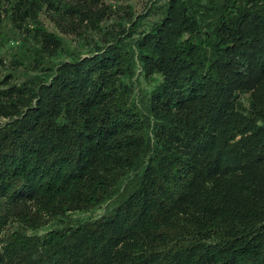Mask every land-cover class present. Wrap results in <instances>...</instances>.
<instances>
[{
	"label": "trees",
	"instance_id": "obj_1",
	"mask_svg": "<svg viewBox=\"0 0 264 264\" xmlns=\"http://www.w3.org/2000/svg\"><path fill=\"white\" fill-rule=\"evenodd\" d=\"M0 2L33 23L0 51V264H264V0L126 3L79 48L39 19L66 0Z\"/></svg>",
	"mask_w": 264,
	"mask_h": 264
},
{
	"label": "rangeland",
	"instance_id": "obj_2",
	"mask_svg": "<svg viewBox=\"0 0 264 264\" xmlns=\"http://www.w3.org/2000/svg\"><path fill=\"white\" fill-rule=\"evenodd\" d=\"M71 3L69 9L64 10L63 13L54 12L51 9H47L45 13H41L40 21L46 27L52 28L57 31L61 36L65 37V40L68 41L71 48H79V42L82 39H85L89 42L91 40H103L106 39V35L102 34L104 31L108 30H118L121 26H128L127 19L129 15L125 13L126 3H130L133 6V11L136 14L145 13V8L148 7L149 0H131L125 2L124 0H66ZM101 3L107 4L110 3L111 8L104 10V6H99ZM83 4V5H81ZM87 6L92 7L96 13L92 14V17H102L103 20L100 22L101 29L95 30L94 26L91 24V21L86 20L84 13H77L82 11ZM156 17L155 14L150 13V15L144 20V28H146L150 21ZM19 20V21H18ZM12 20L10 19V9L9 5L6 6L5 2H0V39L1 37H12L7 45L0 48V51L8 52L11 47L16 46V39L20 38L19 29H24V27L29 28L32 26V22L26 23L22 19ZM25 30V29H24ZM83 40V41H85ZM87 45V44H85ZM10 47V48H9ZM9 54L5 53L3 58H5V66L7 57ZM139 86L148 87V84L141 80ZM101 212V209L90 211L88 213H80L75 216L77 217H97ZM79 215V216H78Z\"/></svg>",
	"mask_w": 264,
	"mask_h": 264
}]
</instances>
